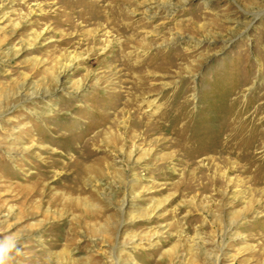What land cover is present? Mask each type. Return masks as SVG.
<instances>
[{"label":"rangeland","instance_id":"1","mask_svg":"<svg viewBox=\"0 0 264 264\" xmlns=\"http://www.w3.org/2000/svg\"><path fill=\"white\" fill-rule=\"evenodd\" d=\"M81 1L0 0L5 264H264V0Z\"/></svg>","mask_w":264,"mask_h":264},{"label":"bare ground","instance_id":"2","mask_svg":"<svg viewBox=\"0 0 264 264\" xmlns=\"http://www.w3.org/2000/svg\"><path fill=\"white\" fill-rule=\"evenodd\" d=\"M89 3H84L83 1L79 2L80 5H83V12H78L76 14L79 19H81L83 22H95L101 20L102 15L101 8L105 9L107 14L112 16L113 18H123L124 14L122 12L121 6L126 3L127 0H87ZM106 4V5H105ZM167 5V11L170 12L171 8L173 7L170 0H167L165 2ZM76 8V7H75ZM87 10L90 12L88 13ZM86 11V12H85ZM135 14V13H134ZM101 56H105V54H101ZM124 66H126L130 71H136L138 74H140V80L138 83L133 84V88L141 89L143 87H146V83L144 81V74L142 73V68L144 67L143 62L135 63V65L131 64V60L129 58L124 59ZM149 87V86H147ZM109 109H113L114 105H110ZM130 106V105H129ZM166 110V109H165ZM164 110V111H165ZM127 120L129 122H136L139 120V125H146L148 127V123L146 121L136 117L134 113H131L128 111ZM163 111H159L155 116L154 120H156V126L158 127L157 123L161 122V113ZM180 112V111H179ZM180 114V113H179ZM160 115V116H159ZM106 124L110 125L111 129H118L119 127V117L116 116V114H103L101 120L98 122V126H104ZM155 126V128H157ZM159 127H161L159 125ZM158 127V128H159ZM149 128V127H148ZM96 137H88L85 141L81 140L79 142L78 147L72 148V152L75 154V158H71L67 160L66 163L62 164V168L65 170H69L71 173L76 172V177H74V183L80 184L82 181L89 179L92 174H97L100 172V167L104 165V161L101 158H93L96 154L92 152L89 148V145L95 140ZM93 155V157H91ZM70 174H66V178H69ZM73 175V174H72Z\"/></svg>","mask_w":264,"mask_h":264},{"label":"clouds","instance_id":"3","mask_svg":"<svg viewBox=\"0 0 264 264\" xmlns=\"http://www.w3.org/2000/svg\"><path fill=\"white\" fill-rule=\"evenodd\" d=\"M15 247L12 239L9 238L4 243H0V264H5L6 259L8 258V254Z\"/></svg>","mask_w":264,"mask_h":264}]
</instances>
